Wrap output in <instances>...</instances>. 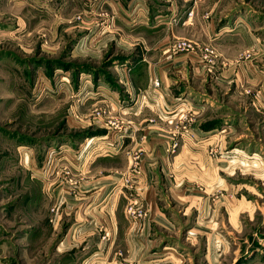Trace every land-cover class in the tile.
<instances>
[{
  "label": "rangeland",
  "instance_id": "1",
  "mask_svg": "<svg viewBox=\"0 0 264 264\" xmlns=\"http://www.w3.org/2000/svg\"><path fill=\"white\" fill-rule=\"evenodd\" d=\"M126 1L0 0V264H82L86 250L60 245L70 221L61 222L55 199V188L69 173L60 168L59 150L76 146L79 159L93 160L96 147L86 143L87 130L70 128L67 111L79 107L74 103L80 98H126L122 69L144 62L143 44L136 39L141 27L124 34L130 28L122 23L138 13ZM226 7L216 27L227 33L219 46L207 44L215 60L197 59L207 81H216L221 65L235 67L225 78L240 87L222 89L215 111L240 122L233 126L235 135L203 141L218 142L207 152L233 164L230 181L251 199L246 203L252 210L240 216L243 234L226 233L229 248L222 262L264 264V0H228ZM185 90L189 97L196 93ZM53 178L58 181L49 184ZM106 249L104 244L100 252ZM201 249L195 251L198 260Z\"/></svg>",
  "mask_w": 264,
  "mask_h": 264
},
{
  "label": "crops",
  "instance_id": "2",
  "mask_svg": "<svg viewBox=\"0 0 264 264\" xmlns=\"http://www.w3.org/2000/svg\"><path fill=\"white\" fill-rule=\"evenodd\" d=\"M128 1L130 8L139 7L129 23H122L130 28L124 34L141 27L136 39L143 44L144 62L122 69L126 98H80L74 105L83 108L70 114L67 109V125L85 128L96 148L93 160L87 161L78 158L76 146H60L64 153L59 165L69 173L55 188V199L61 222L70 221L60 245L86 250L82 264H223L229 248L226 233L243 234L240 216L252 210L246 203L251 199L235 187L239 183L230 181L233 164L207 152L219 147L218 142L203 139L237 131L233 126L240 119L215 111L222 105V89L240 87L237 80L225 78L235 67L221 65L216 81H207L197 56L179 54L166 60L164 50L182 37L219 46L220 35L227 31L216 26L229 10L228 0ZM154 79L160 82L157 88ZM186 88L196 95L187 96ZM74 182L76 186L70 184ZM212 190L219 191L216 198ZM131 200L145 212L134 222L125 213ZM104 244L107 249L101 253ZM199 246L203 255L198 260Z\"/></svg>",
  "mask_w": 264,
  "mask_h": 264
},
{
  "label": "built area",
  "instance_id": "3",
  "mask_svg": "<svg viewBox=\"0 0 264 264\" xmlns=\"http://www.w3.org/2000/svg\"><path fill=\"white\" fill-rule=\"evenodd\" d=\"M134 7H138V4H135ZM190 15H191V11L188 12V17ZM197 51H199L200 54H198ZM164 52L166 53V56H165L166 60L172 59L173 57L179 54H192L193 56L198 55L200 60L204 62L213 63V61L215 60L217 56L215 49L212 48L211 46H208V45L200 46L199 44L187 38L174 39L172 42L168 44ZM159 85H160V82L157 79H154L153 87L157 88L159 87ZM101 113H102L101 111H96L95 115L99 116ZM86 143H88V145L92 144L91 140H87ZM173 147L174 148L177 147V142L173 143ZM124 182L128 184L129 179L125 178ZM125 213L133 222L140 218H143L145 215V212L142 209L141 205L135 200H131L130 202H128V204L125 207Z\"/></svg>",
  "mask_w": 264,
  "mask_h": 264
}]
</instances>
